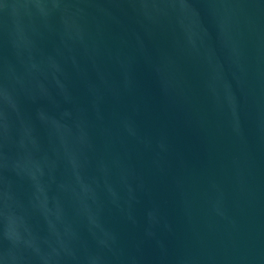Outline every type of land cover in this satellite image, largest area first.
<instances>
[{
	"label": "water",
	"instance_id": "95a60500",
	"mask_svg": "<svg viewBox=\"0 0 264 264\" xmlns=\"http://www.w3.org/2000/svg\"><path fill=\"white\" fill-rule=\"evenodd\" d=\"M0 264H264V0H0Z\"/></svg>",
	"mask_w": 264,
	"mask_h": 264
}]
</instances>
